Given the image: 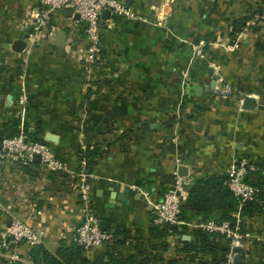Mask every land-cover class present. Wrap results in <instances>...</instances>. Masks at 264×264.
<instances>
[{
  "label": "crops",
  "instance_id": "1",
  "mask_svg": "<svg viewBox=\"0 0 264 264\" xmlns=\"http://www.w3.org/2000/svg\"><path fill=\"white\" fill-rule=\"evenodd\" d=\"M122 1L134 18H102V59L89 72L86 24L68 8L54 11L31 45L41 0H0V153L5 139L29 131L68 169L0 157V232L20 220L41 235L37 246L0 247V264H40L34 247L55 255L76 243L84 215L75 173L82 167L90 174L91 215L114 235L86 257L115 255L122 264H214L227 249V239L197 238L190 226L163 240L154 235L163 226L153 205L173 189L176 171L191 190L201 179L228 177L232 162L247 159L260 166L249 180L264 182V22L250 23L264 0ZM242 18L251 19L234 37ZM60 30L64 46L56 45ZM26 35V48L15 52ZM214 77L215 94L199 97ZM222 78L235 89L231 98L220 95ZM246 98L254 109L244 108ZM96 146L89 170L82 154ZM255 203L258 211L243 213L251 238L238 264H264V202ZM220 217L184 215L192 222ZM199 244L216 252L191 250Z\"/></svg>",
  "mask_w": 264,
  "mask_h": 264
},
{
  "label": "built area",
  "instance_id": "2",
  "mask_svg": "<svg viewBox=\"0 0 264 264\" xmlns=\"http://www.w3.org/2000/svg\"><path fill=\"white\" fill-rule=\"evenodd\" d=\"M41 11L32 12V18L35 22L34 32L30 35L31 45L38 43L43 29H45L54 11L60 9H71L73 14L80 16V21L86 24L85 34L87 37V50L85 56V66L88 71L94 70L100 63L103 54V34L102 14L110 10L112 14L118 17L134 18L132 11L122 0H41ZM264 22V9L251 20L252 26ZM238 47V44L235 45ZM197 56L204 58L202 48L197 49ZM224 86L220 95L224 98H231L235 89L227 85L224 79H220ZM23 104V103H22ZM26 136L22 132L3 141V150L0 157L8 159L14 163H33L36 155L40 156L42 165L56 173H66L67 165L54 158L52 149L46 143L27 142ZM83 165L86 161L83 160ZM257 171V168L249 163L247 159L234 161L228 170L227 187L238 201L236 212V221H217L208 220L192 222L184 218L183 204L184 189L186 187L185 179L175 172V182L173 189L167 193L164 198L153 205L156 214L155 222L157 225L179 229L190 226L197 230L208 233H221L226 236L228 245L223 260L219 264H238V256L246 247L251 234L243 230L242 217L243 209L247 202H254L258 199L261 189L250 184L247 178L251 172ZM78 178V191L80 194L81 212L84 215L83 221L78 225L75 233V241L86 252L99 249L113 240L114 235L111 232L101 229L98 221L92 217V196L89 183L90 174L82 167L75 173ZM181 193V194H179ZM41 235L33 228L20 220H14L12 223L0 232V247L6 249L12 243L27 242L31 246L40 244ZM8 264H14L9 261Z\"/></svg>",
  "mask_w": 264,
  "mask_h": 264
},
{
  "label": "trees",
  "instance_id": "3",
  "mask_svg": "<svg viewBox=\"0 0 264 264\" xmlns=\"http://www.w3.org/2000/svg\"><path fill=\"white\" fill-rule=\"evenodd\" d=\"M251 18H242L233 23V31L232 35L236 37L239 33L242 32L243 28H245L250 21ZM29 134L30 142H42L39 139L34 138V135ZM16 136V135H15ZM99 147H94L92 149H87L82 154V160L86 161L87 167L90 170L94 157L99 154ZM251 164V163H250ZM251 165L255 166L257 169L260 168L259 164L252 163ZM256 172V171H255ZM253 173V172H251ZM250 175V174H249ZM228 177H210L207 179H201L198 181L189 191L186 201L184 202V209L187 212L198 213L200 215L211 216L214 212H221V217L219 219H211L217 221H236V212L238 208V201L233 196L229 188L227 187ZM247 181L257 186L261 189V193L258 199L250 204H245L243 213L244 214H253V212L258 211L259 206L257 203L259 200L264 202V182L263 183H252L249 180V176ZM185 211L183 210V215H185ZM177 233V229L169 227L168 225L163 226L162 228H158L154 235L159 240H163L164 238H170ZM197 238H203L206 241L216 239L220 241L226 240V236L221 233H208L205 231H197L195 233ZM192 251L200 250V251H212L213 254L216 252L215 248L210 244H199L191 249ZM226 250H224L223 254L219 256L218 259L215 260L214 264H219L225 254ZM35 260L39 261L40 264H76L78 262H82V264H122V260L115 256H100L93 260H89L86 257L85 250L78 245L77 243H73L69 247H61L58 249L57 253L51 254L49 252L42 253L41 250L34 249L32 250ZM134 259H132L133 261Z\"/></svg>",
  "mask_w": 264,
  "mask_h": 264
},
{
  "label": "water",
  "instance_id": "4",
  "mask_svg": "<svg viewBox=\"0 0 264 264\" xmlns=\"http://www.w3.org/2000/svg\"><path fill=\"white\" fill-rule=\"evenodd\" d=\"M111 14H112V12L110 10H106V11L103 12L102 18L105 19V18H107L106 16H109ZM69 15H70V17L74 16L75 19L80 20V16L78 14H73V11L71 9H69ZM28 37L29 36L26 35L23 39L16 41L15 46H14V51L15 52L21 53L26 48V40L28 39ZM65 42H66V32L63 31V30L58 31V33L56 35V45H58V46H64L65 45ZM215 86H216V77H214V82L211 85V87L206 91V93H205V91H203L202 88H199V89H197V95L199 97L209 98L211 95H214L215 94ZM255 106L256 105H255L254 99H251V98H246L245 99V101H244V108L246 110H252V109L255 108ZM29 141L30 140L27 137L26 138V143L29 142ZM40 159L41 158L38 155H36L34 157V161L35 162H40ZM189 191H190V188H185L184 189V192H189ZM179 194H181V193H179ZM124 195H125V197H127L128 193L125 192ZM125 202H126V200H125ZM247 204H250V202H247ZM111 206H113V205H111ZM182 210H183V208H182ZM101 229L103 230L102 227H101ZM241 261H242V257H241V255H239L237 262L238 263H241Z\"/></svg>",
  "mask_w": 264,
  "mask_h": 264
},
{
  "label": "rangeland",
  "instance_id": "5",
  "mask_svg": "<svg viewBox=\"0 0 264 264\" xmlns=\"http://www.w3.org/2000/svg\"><path fill=\"white\" fill-rule=\"evenodd\" d=\"M166 10H167V9H165V8H164V10H163V11L165 12ZM251 20H252V19H251ZM158 24H160V23H158ZM28 138H29V136H28ZM29 140H30V139H29Z\"/></svg>",
  "mask_w": 264,
  "mask_h": 264
}]
</instances>
